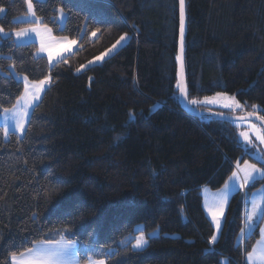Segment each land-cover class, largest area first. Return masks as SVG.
Returning a JSON list of instances; mask_svg holds the SVG:
<instances>
[{"label": "trees", "instance_id": "trees-1", "mask_svg": "<svg viewBox=\"0 0 264 264\" xmlns=\"http://www.w3.org/2000/svg\"><path fill=\"white\" fill-rule=\"evenodd\" d=\"M32 3L36 22L26 0H0V116L24 77L49 83L23 135L0 126V264L61 236L76 242L80 264H246L264 221L245 237L246 201L264 178L231 197L216 242L202 192L222 189L237 163L264 170V159L244 148L238 123L182 107L180 0ZM185 5L190 106L219 113L204 101L234 97L242 116L264 117V0ZM37 24L77 49L51 65L36 43L16 42ZM141 224L149 243L135 251Z\"/></svg>", "mask_w": 264, "mask_h": 264}, {"label": "crops", "instance_id": "crops-1", "mask_svg": "<svg viewBox=\"0 0 264 264\" xmlns=\"http://www.w3.org/2000/svg\"><path fill=\"white\" fill-rule=\"evenodd\" d=\"M30 18L32 19V21H35L34 17L31 16ZM30 28H37V29L43 31L42 28H45V27H42L41 25L37 24V25H34V26L30 27ZM30 28H27V29H30ZM16 33L14 34V37H15V40H16V42L18 44L25 45V44H29V43H36L39 46V48H40L39 54L41 56L46 57L48 59V62L50 61L49 63L51 65L55 64L59 60L58 61H54V60L50 59V55H48V53H46V52L44 53V50L41 49L42 45L40 43V39L42 37H44V38H47L49 41H52L53 45L56 46L55 49H53V53L54 54H58L61 51L65 50L66 47H68V42H66L67 40H62V41H64L63 43H66L64 45H62L63 43L57 44L56 43L57 40H55V38H54V36L52 35L51 32H44L45 34H42V36H40V39H36L35 35H33V34H36V33L35 32H31L29 34L30 37H28L26 39H21V41H20L19 37H17ZM50 37H51L52 40H50ZM125 43H127V40L123 44H125ZM77 46H78V44H77ZM112 53H114L113 50H112V52H110V54L109 53L106 54L107 57L110 56ZM68 55H66V56H68ZM106 55L102 56V57H104L103 60L106 58ZM23 82H24V85H25V90H24L25 93H26V88L28 87V85H31L30 86L31 87L30 88V92L31 93L28 94L27 96L26 95L22 96V97H24L23 100H21V99L19 100L21 105H24L25 103H27V105H28V107H27L28 115H27V117L25 118V121H24L23 131H21L20 128L14 126L15 125L14 121H12V120L7 121V132H8V134L9 133H16V134H19V135H23L25 133L24 130H26L25 129V128H27L26 125H28L27 122H29V121H27L28 117L32 114L33 109L35 108V106L41 100V99L39 100V96H40L39 95V90L41 89L39 87V84L35 85L37 87H33L34 84H28V82L25 79H23ZM48 85H49V83H48ZM36 92H38V93H36ZM33 94H35V95H33ZM20 110H23V109H20ZM6 115L7 116H11V112L3 113L0 116V126L3 127L4 131L6 130V121L4 119V117ZM261 148H262V154H263V157H264V143H261ZM248 163L249 164H253L251 162H248ZM254 165L258 169L263 170L258 165H256V164H254ZM240 166L243 167L244 163L240 164ZM235 172L238 173V175L241 177V179H239V180L230 179L232 177V175H233L232 174L230 176V178L228 179V181L226 182L225 186L222 189H220L218 191H212V190H210L208 188H204L203 192H202V194H203V205H204L205 213H206L208 219L210 220V222L212 223V225H213V227L215 229V236H216L215 242L218 240V238H219V236L221 234V231L223 229L225 215H226V212H227L228 205H229L231 197L235 193L244 190L248 185H251L252 183L262 179L259 174H254L256 176V179L254 181H250L247 184H245L243 179H242L244 173L240 172L238 168H236ZM242 184H243V187H241ZM254 202L256 204L255 209H254ZM246 204L247 205H246V210H245L246 213H245L244 235L247 238V237H249L250 235L253 234V232L257 229V227L260 225V223L262 221V218H263V215H264V187H261L260 189L256 190L254 193H252L251 196L249 197V199L246 201ZM213 213H216V218L220 222V228L219 229H217L216 219L213 218ZM250 213H254V214L252 215V219L248 220V216H249ZM261 229H264V221H263V223L261 224V227H260V239H259L260 243L257 242V244L254 247L255 250H256V256L254 257V262L253 261H249L248 258L246 257V264H260L258 256H259V254L262 251H264V235H262ZM253 249H252V251H253Z\"/></svg>", "mask_w": 264, "mask_h": 264}, {"label": "snow or ice", "instance_id": "snow-or-ice-1", "mask_svg": "<svg viewBox=\"0 0 264 264\" xmlns=\"http://www.w3.org/2000/svg\"><path fill=\"white\" fill-rule=\"evenodd\" d=\"M27 4V13L35 17L36 13L34 10V6L32 3V0H26ZM0 11H3V9H0ZM61 14L63 16V10L61 9ZM180 18H181V35H183V20H184V0H180ZM38 20V18H37ZM46 32H50V29H47L45 27L44 29ZM63 30V29H61ZM3 29H0V32H2ZM31 32H36L37 34H40L39 29L37 28H30V29H21L16 33L17 37H25L28 36ZM125 37H121L120 41H117V44H119L122 40H124ZM57 44L63 43L62 41H57ZM74 43V42H73ZM41 45L42 49L44 47L51 48L54 45L48 44L45 45L44 38H41ZM116 45H113V48H115ZM49 55H51V52H49ZM179 59V57H178ZM25 80H27V77H24ZM41 84L44 83V81L40 82ZM33 87H37L33 85ZM27 91V89H26ZM35 95V94H33ZM21 100L24 99V97L20 98ZM230 100H233L236 107H240L239 102H236L233 97H229ZM192 103H196V101H192ZM230 104H225L224 107H231ZM27 103L24 105L20 104V101H17V105L13 106V109H4L5 113L11 112V116H5L4 119L6 121V131H7V121L12 120L15 122V127L20 128L21 131H23L24 121L25 118L28 115L27 112ZM255 109L256 106H253ZM23 109V110H20ZM260 119L264 120V117H260ZM253 129L256 133L257 139L260 140L261 143H264V132L261 130L255 129L253 126ZM241 136L244 137L245 141L248 143H251L248 137V133L242 132ZM264 159V158H262ZM237 168L240 172H243V181L245 184H247L250 181H254L256 179V176L254 174H259L261 178H264V170L258 169L254 164H249L247 161L244 162V166L241 167L239 163H237ZM230 179L239 180L241 177L238 175L237 172H233V175ZM243 187V184L241 185ZM256 207V204L254 202V209ZM254 213H250L248 216V220L252 219V215ZM213 218L216 219L217 229L220 228V222L216 218V213H213ZM262 235H264V229H261ZM216 240V236L212 237V241ZM146 240L144 238V235L141 234L139 237L136 238V242L134 247L136 248H142L146 244ZM258 243H260L258 241ZM256 256V250L255 248L253 251L248 252L247 258L249 261L254 262V257ZM260 264H264V251H262L258 256ZM11 261L12 264H79V261L77 259V248H76V242L72 241L70 239H66L64 236H61L60 240L58 241H41L37 245L25 249L23 252L19 253H12L11 254ZM89 264H107L105 259H101L99 257L92 258L89 257Z\"/></svg>", "mask_w": 264, "mask_h": 264}, {"label": "rangeland", "instance_id": "rangeland-1", "mask_svg": "<svg viewBox=\"0 0 264 264\" xmlns=\"http://www.w3.org/2000/svg\"><path fill=\"white\" fill-rule=\"evenodd\" d=\"M58 21L60 23V26L61 27H64L65 22H66V14L63 13V16H62V14L60 13V16L58 18ZM44 29L45 28H42L43 31L39 30L40 34H37L36 32L35 33L37 35L36 34H33V35H35V38L36 39H40V36H42V34H45L44 32H46V31ZM28 37H30V35L25 36V37H19V39L21 41V39H26ZM54 38L57 41L67 40L66 42H68V47H66L65 50L61 51L58 54H54L53 53V49H55V47H56L55 45L53 47H51V48L44 47L43 49H42V46H41V49L44 50V53L46 52L49 55V52H51L50 59H52L54 61H58V60L64 58L66 55L70 54L71 52L74 51V49L77 48V42H75V41H72V40L67 39V38H56V37H54ZM50 40H52L51 37H50ZM44 42H45V45H48V44H52L53 45L52 41H49L47 38H44ZM62 42H64V41H62ZM124 42H125V39L122 40L119 44H117L116 45V48H114L113 50L118 49L119 47H121V45ZM40 43H41V39H40ZM64 44H66V43H63L62 45H64ZM39 52H40V48H39ZM106 57H107V55H106ZM103 58L104 57H100L99 59L95 60L93 64L101 63L102 60H103ZM27 82H28V84H34V85H38L39 84V87L41 88L39 90V95H40L39 96V100L42 99L43 94L45 93L46 89L48 88V82H47V80H45L43 84H41L40 82H30V81H27ZM30 86L31 85H28V87L26 88L27 89V91H26L27 94L24 92L22 96H25V95L27 96L28 94L31 93L30 92V88H31ZM36 93H38V92H36ZM234 100H235V98H234ZM204 103L207 104L211 109H215L216 111H219V113L226 114V115H228L229 113H231L232 116H242L245 113V111L242 110L241 106L240 107H236L234 101L233 100H230V99H229L228 102H223V101H221L219 99H216V98L215 99H212L211 98V99H207L206 101H204ZM225 104H230L232 106L231 107H224ZM259 110H261L260 107L259 106H256V108L254 109L253 112L256 113ZM30 116L28 117V120L27 121L30 120L29 119ZM238 126H240L242 128V130L239 133V141L242 143V145L244 146V148L251 155H253L256 159L263 160L262 158H264V157H263V154H262L261 146L259 145V144H261V142H260L259 139H257V136H256V133H255V131L253 129V126H254L255 129L261 130L262 132H264V128L260 124H258L257 122H243V123H238ZM26 127H27V125H26ZM24 131H26V130H24ZM242 132L248 133V137H249V140L251 141V143H248L247 141H245L244 137L241 136V133ZM5 134H6V136L8 135V132L6 130H5ZM136 233H140V234H138V236H136L134 238L133 243H132V248L135 251L144 250L148 246L149 240H148L147 234L144 233V225L143 224L138 225L136 227ZM141 234L144 235V238H145V240L147 242H146V244L142 248H136V247H134L135 242H136V238L139 237ZM158 235H159V233L156 232V233L150 235V237L151 236L154 237V236H158ZM76 248H77V244H76ZM77 259L79 260L78 248H77Z\"/></svg>", "mask_w": 264, "mask_h": 264}, {"label": "water", "instance_id": "water-1", "mask_svg": "<svg viewBox=\"0 0 264 264\" xmlns=\"http://www.w3.org/2000/svg\"><path fill=\"white\" fill-rule=\"evenodd\" d=\"M186 32H187V15L186 5L184 0V20H183V35L180 31V47H179V80H180V91H181V105L182 107L197 116L209 119H217L235 123L243 122H257L264 128V120L256 115H245V116H229L216 112H205L192 108L188 102V88L186 85V70H185V44H186Z\"/></svg>", "mask_w": 264, "mask_h": 264}]
</instances>
